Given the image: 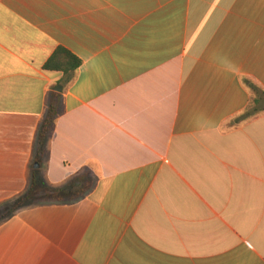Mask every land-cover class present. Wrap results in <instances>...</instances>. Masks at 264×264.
I'll use <instances>...</instances> for the list:
<instances>
[{"label": "crops", "instance_id": "crops-1", "mask_svg": "<svg viewBox=\"0 0 264 264\" xmlns=\"http://www.w3.org/2000/svg\"><path fill=\"white\" fill-rule=\"evenodd\" d=\"M243 79L264 91V0H0V264H264Z\"/></svg>", "mask_w": 264, "mask_h": 264}, {"label": "trees", "instance_id": "trees-1", "mask_svg": "<svg viewBox=\"0 0 264 264\" xmlns=\"http://www.w3.org/2000/svg\"><path fill=\"white\" fill-rule=\"evenodd\" d=\"M80 63H81L80 60L75 55H73L65 48L58 46L57 48H55V50L52 52L49 58L45 61V63L42 66V69L45 71H55L62 73L63 81L68 83L74 78L75 72L80 66ZM243 82L249 90L250 97L246 108L239 115V117L236 118V122L249 119L251 117L260 114L261 112H264V106L255 107V108L251 107L253 104L257 105L259 104V102H261L260 98H254L252 96V92L256 91V92H262L264 94V91L248 79H243ZM55 113H56L55 105L53 103L49 104L46 115L40 126V132H39L40 140L44 139L47 133L49 132V130L51 129L54 118L56 116ZM17 204L18 203L16 202L13 205H11V207L9 208L11 209L15 207V205ZM3 217H4V213L0 212V219H2Z\"/></svg>", "mask_w": 264, "mask_h": 264}, {"label": "rangeland", "instance_id": "rangeland-1", "mask_svg": "<svg viewBox=\"0 0 264 264\" xmlns=\"http://www.w3.org/2000/svg\"><path fill=\"white\" fill-rule=\"evenodd\" d=\"M252 96H253L254 98H260V99H261V102H259V104H257V105L253 104V105L251 106L252 108H255V107H262V106H264V94H263L262 92H256V91H253V92H252ZM53 194H54V193H53ZM58 194H60V192H59ZM61 194H63V193H61Z\"/></svg>", "mask_w": 264, "mask_h": 264}]
</instances>
